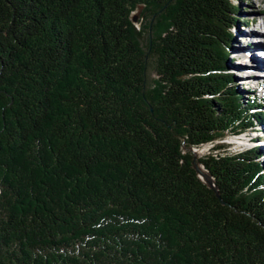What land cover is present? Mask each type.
I'll list each match as a JSON object with an SVG mask.
<instances>
[{
  "label": "trees",
  "instance_id": "obj_1",
  "mask_svg": "<svg viewBox=\"0 0 264 264\" xmlns=\"http://www.w3.org/2000/svg\"><path fill=\"white\" fill-rule=\"evenodd\" d=\"M239 1L0 0V264H264V149L222 141L264 121Z\"/></svg>",
  "mask_w": 264,
  "mask_h": 264
},
{
  "label": "rangeland",
  "instance_id": "obj_2",
  "mask_svg": "<svg viewBox=\"0 0 264 264\" xmlns=\"http://www.w3.org/2000/svg\"><path fill=\"white\" fill-rule=\"evenodd\" d=\"M239 3H240L239 14L245 17V20L243 22H248L250 24V26H248L247 29L251 31L263 30L264 27L262 26V22L264 20V0H243V1H239ZM143 11H144L143 6H139L135 8L132 12L131 19L133 23L135 24V26L137 27V30L139 31L142 43L146 45L148 41L149 29L146 27L148 24L147 19H146L147 17L144 16ZM247 29L244 27H240V26L233 28L234 35H233V38L231 39L232 45L230 47L229 57H228V61L230 64L228 65L229 70L237 69V72L234 71V74L238 76L239 78L243 76V78L245 79L243 82H241L242 86L239 85L240 89L245 87V83L248 82L247 80L254 79L252 75H249L250 76L249 78L248 76L245 75L246 73L251 72L250 70L248 71L246 69V65L247 66L250 65V63L247 62L246 51H249L252 49V46L248 47V45L251 43V40L248 41L246 38H244L243 36L245 34L242 33V32H245ZM261 51H264V50H260V52ZM253 54L255 57H257L254 53V50H252L250 55H253ZM155 62H156V56H152L149 58L146 78L150 85H153V80L156 77H158L155 71ZM247 95H249V93ZM258 101H260L262 105L260 107L257 106L256 108L257 110H255L256 113L264 112V99H261V100L259 99ZM256 130H257L256 127L252 129V127L250 126L248 130H246L245 132L239 135L235 134L236 136L230 135L229 137L224 138V140L222 141L226 142L227 144H230L228 145L226 150L239 151V150H242L245 146H249L251 144V139H253L256 136V133H254ZM219 141L220 140H216L214 143H211L208 145L205 144V145H202L200 148H195V151H196L194 152L195 155L200 157V156H204L205 154H208L213 149V146ZM198 149H201L202 151L200 153H197Z\"/></svg>",
  "mask_w": 264,
  "mask_h": 264
},
{
  "label": "bare ground",
  "instance_id": "obj_3",
  "mask_svg": "<svg viewBox=\"0 0 264 264\" xmlns=\"http://www.w3.org/2000/svg\"><path fill=\"white\" fill-rule=\"evenodd\" d=\"M260 34H262L264 36V32L263 33L261 32ZM250 36H251L250 33H246V35H244L243 37L246 38L249 41L251 39ZM252 40H253V38H252ZM252 40H251V43L248 45V47L252 46V49L249 50V51H246V53H247L246 54V56H247V62L250 63L249 66L246 65V69L248 71L250 70L252 73L251 72H248L245 75L248 76V78L250 77L249 75H252V77H254V81H255L256 80L255 77L259 75L260 71L261 72H264V59L260 58L259 56L255 57L254 54L253 55H250V53L252 52V50H254V52H255V50L257 51V47H258L257 45H255V43H252ZM262 44L264 46V43H262ZM234 71L237 72V69H235ZM263 80H264V78H263ZM245 85H246V83H245ZM263 134H264V130H263ZM201 151H202L201 149H198L197 150V153H200ZM201 168L207 174L206 169L203 166Z\"/></svg>",
  "mask_w": 264,
  "mask_h": 264
},
{
  "label": "water",
  "instance_id": "obj_4",
  "mask_svg": "<svg viewBox=\"0 0 264 264\" xmlns=\"http://www.w3.org/2000/svg\"><path fill=\"white\" fill-rule=\"evenodd\" d=\"M193 152H196L195 149H193ZM205 168V165L202 164L199 160H198V156H195L194 159V169L197 171V173L199 174V176L205 181V183L207 184V186L213 188L218 194V188L215 185V178L206 170L207 174L202 170L201 167ZM206 169V168H205Z\"/></svg>",
  "mask_w": 264,
  "mask_h": 264
}]
</instances>
